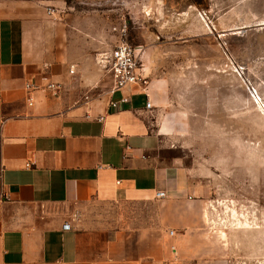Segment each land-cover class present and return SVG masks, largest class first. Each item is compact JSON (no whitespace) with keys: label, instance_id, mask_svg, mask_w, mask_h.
Wrapping results in <instances>:
<instances>
[{"label":"crops","instance_id":"0c3cea01","mask_svg":"<svg viewBox=\"0 0 264 264\" xmlns=\"http://www.w3.org/2000/svg\"><path fill=\"white\" fill-rule=\"evenodd\" d=\"M39 2L0 0V264H228L166 81L110 107L98 35Z\"/></svg>","mask_w":264,"mask_h":264},{"label":"rangeland","instance_id":"374dc122","mask_svg":"<svg viewBox=\"0 0 264 264\" xmlns=\"http://www.w3.org/2000/svg\"><path fill=\"white\" fill-rule=\"evenodd\" d=\"M39 1L41 19L98 35L93 56L123 39L146 81H166L185 117L182 162L213 204L206 231L231 248L228 264H264V0Z\"/></svg>","mask_w":264,"mask_h":264},{"label":"built area","instance_id":"2783aa9c","mask_svg":"<svg viewBox=\"0 0 264 264\" xmlns=\"http://www.w3.org/2000/svg\"><path fill=\"white\" fill-rule=\"evenodd\" d=\"M52 11V7L48 6L46 12L51 13ZM136 56V51L132 45L123 39L119 40L107 51L98 52L97 61L106 70L111 80L107 90L110 95L108 100L110 107H117L120 102L127 101V95L122 91L125 85L130 83L144 84L146 82ZM24 87L28 91L38 88L48 89L52 94H55L59 88V84L55 81H48L42 85L26 81ZM115 92H118V94L114 96ZM27 100L28 103H31V96H28ZM144 106L146 108L151 106L149 99L145 100ZM162 194L163 191H156L154 197L161 196ZM63 226H66V224L64 223ZM171 231L169 230V232Z\"/></svg>","mask_w":264,"mask_h":264}]
</instances>
